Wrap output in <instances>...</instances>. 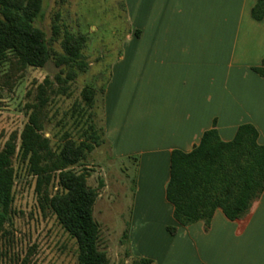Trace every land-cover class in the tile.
<instances>
[{
    "label": "crops",
    "instance_id": "0c3cea01",
    "mask_svg": "<svg viewBox=\"0 0 264 264\" xmlns=\"http://www.w3.org/2000/svg\"><path fill=\"white\" fill-rule=\"evenodd\" d=\"M257 1L125 0L131 29L103 107L114 158L139 168L134 224L140 217L131 239L145 252L134 256L156 264H264V192L245 217L230 220L218 209L208 227L178 224L166 197L172 151H191L214 125L230 141L251 123L264 145V76L254 70L264 60V19L252 16Z\"/></svg>",
    "mask_w": 264,
    "mask_h": 264
},
{
    "label": "trees",
    "instance_id": "16d2710c",
    "mask_svg": "<svg viewBox=\"0 0 264 264\" xmlns=\"http://www.w3.org/2000/svg\"><path fill=\"white\" fill-rule=\"evenodd\" d=\"M43 6L44 0H0V66L9 65L20 72L28 67L43 68L54 60L60 68L55 77L60 86L55 88L50 78L38 84L34 101L25 106L28 119L21 133L12 134L0 148V264L5 256L4 247L11 241L8 225L13 224L15 187L23 172L35 181L41 210L50 211L75 239L78 264H110L108 252L100 247L101 225L94 215L99 189L89 184L87 168L76 170L106 139L105 130L99 132L95 124L93 110L98 90L85 86L84 104L73 105L75 126L88 125L80 133V140L70 130L55 134L57 141L46 132L52 94H69L68 84L75 81L79 72L87 70L88 62L83 55L87 36L66 30L61 42L63 52L57 51L53 42L61 32L60 14H56L53 36L49 38L36 25L44 13ZM252 16L259 21L264 19V0L257 1ZM254 70L264 76V60ZM104 186L101 180L99 187ZM263 192L264 145L259 142L258 129L251 123L240 125L230 141L223 140L214 125L191 151L175 149L171 153L166 197L180 225L203 221L208 227L218 209L230 220L241 219L250 213ZM167 229L171 234L178 231L177 225H169ZM130 264H154V261L133 256Z\"/></svg>",
    "mask_w": 264,
    "mask_h": 264
},
{
    "label": "rangeland",
    "instance_id": "374dc122",
    "mask_svg": "<svg viewBox=\"0 0 264 264\" xmlns=\"http://www.w3.org/2000/svg\"><path fill=\"white\" fill-rule=\"evenodd\" d=\"M44 13L36 20L49 38L53 36V23L60 14L61 32L53 47L63 52L61 45L65 31L85 34L87 42L83 55L88 62L85 72H79L75 81L68 84L69 94H52L50 118L46 123L47 135L57 141L58 135L70 130L75 139L87 128L75 126L72 117L73 105L84 104L82 90L90 85L98 90V102L94 108L95 124L99 132L104 129V93L111 77L112 66L118 60L130 32L125 0H44ZM60 68L54 60L43 68L28 67L17 72L9 65L0 66V148L14 134H20L28 117L25 106L34 101L38 84L46 78L55 80ZM32 92V94L30 93ZM86 120V118H85ZM89 173V184L99 189L94 215L101 225L100 247L106 250L110 264H130L133 253L143 251L131 239L134 224L136 195L139 186V168L133 159L114 158L111 145L102 141L77 171ZM105 186L100 188V181ZM34 179L23 172L15 187L11 241L4 247L5 256L1 264H78L77 243L67 233L56 217L47 210L44 213L35 192ZM153 234L161 238L155 225ZM142 237L137 240L140 244ZM148 250L149 248H145ZM159 251L158 248H153ZM150 250V249H149ZM147 252V251H146ZM27 258L26 263L24 259ZM156 264V260H153Z\"/></svg>",
    "mask_w": 264,
    "mask_h": 264
}]
</instances>
